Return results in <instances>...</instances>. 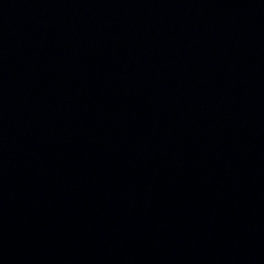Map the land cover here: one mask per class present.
<instances>
[{
    "label": "water",
    "instance_id": "1",
    "mask_svg": "<svg viewBox=\"0 0 264 264\" xmlns=\"http://www.w3.org/2000/svg\"><path fill=\"white\" fill-rule=\"evenodd\" d=\"M0 264H264V0H0Z\"/></svg>",
    "mask_w": 264,
    "mask_h": 264
}]
</instances>
